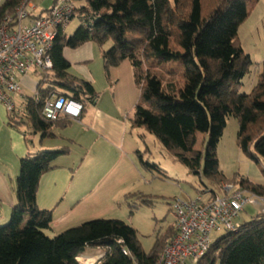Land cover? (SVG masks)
<instances>
[{"label": "trees", "instance_id": "16d2710c", "mask_svg": "<svg viewBox=\"0 0 264 264\" xmlns=\"http://www.w3.org/2000/svg\"><path fill=\"white\" fill-rule=\"evenodd\" d=\"M23 1L3 0L0 24ZM84 1L85 5L75 6L80 21L77 28L71 34L58 29L50 51L52 68L44 75L36 73V92L26 99L23 117L8 113L9 124L28 126L40 134V140L53 137L54 128L70 124L66 118H44V102L59 92L80 102L82 114L97 92L90 82L68 72L62 50L86 41L102 47L110 40L102 50L105 73L128 59L140 90L130 126L154 135L191 173L219 182V186L222 181L237 183L264 196V184L243 176L223 178L216 154L226 119L234 117L241 152L264 162V74L249 92L241 90L252 61L238 38V28L259 0ZM198 133L207 136L204 151L195 148ZM147 151L145 145L137 151L139 167L163 175L145 157ZM66 153L64 147L39 150L20 159L13 187L15 203L7 222L0 226V264H79L76 258L90 247L104 250L95 264H154L173 226L155 238L148 252L141 248L136 230L115 218L94 219L53 236L47 234L52 212L38 208L37 186L40 176L53 167V160ZM207 189L217 193L212 187ZM134 196L140 204L152 203L145 194ZM135 207L136 202L128 204L130 214ZM123 248L129 255L123 254ZM195 264H264V211L214 239Z\"/></svg>", "mask_w": 264, "mask_h": 264}, {"label": "crops", "instance_id": "0c3cea01", "mask_svg": "<svg viewBox=\"0 0 264 264\" xmlns=\"http://www.w3.org/2000/svg\"><path fill=\"white\" fill-rule=\"evenodd\" d=\"M27 8L32 15L42 12L32 0ZM110 44L108 41L98 47L86 41L75 48H63L68 72L90 82L97 96L78 120L54 128L53 137L40 140V134L26 125L12 126L6 107L0 102V220L8 219L15 203L13 187L20 159L39 150L67 149L40 176L37 186L38 208L52 212L48 235L94 219L119 218L122 202L138 200L134 195L141 193L138 189L143 184V171L137 163V151L146 144L140 136L145 130L131 127L129 119L140 90L128 59L105 73L102 50ZM33 74L18 77L21 92L13 98L20 112H24L26 99L36 92L39 76ZM157 236L158 233L154 240ZM103 252L99 247L87 248L81 257L92 262Z\"/></svg>", "mask_w": 264, "mask_h": 264}, {"label": "built area", "instance_id": "2783aa9c", "mask_svg": "<svg viewBox=\"0 0 264 264\" xmlns=\"http://www.w3.org/2000/svg\"><path fill=\"white\" fill-rule=\"evenodd\" d=\"M30 0L19 4L13 14L7 15L0 24V102L7 113L18 118L23 112L17 110L14 96L21 92L18 77L28 73L45 74L52 68L50 51L59 28L64 29L75 15V6L69 0H55L49 9L32 15ZM82 104L59 92L52 94L42 107L44 118L55 121L66 118L78 120ZM221 194H211L208 189L196 196L171 201L174 232L167 238L154 264H186L204 255L213 241V232L236 230L237 221L245 206L255 205L264 211V196L241 188L237 183H220ZM120 242V240H119ZM124 255H129L126 248ZM100 254L90 264H95ZM80 258L76 259L79 264Z\"/></svg>", "mask_w": 264, "mask_h": 264}, {"label": "rangeland", "instance_id": "374dc122", "mask_svg": "<svg viewBox=\"0 0 264 264\" xmlns=\"http://www.w3.org/2000/svg\"><path fill=\"white\" fill-rule=\"evenodd\" d=\"M32 1L43 11L49 9L55 0ZM72 3L76 7L85 5L84 0H73ZM79 22L78 15L75 14L65 26L64 32L71 34L77 28ZM238 38L244 52L249 54L252 61L249 72L241 80V90L249 92L257 81L258 76L262 73L264 74V0H259L249 17L240 25ZM34 74L38 77L36 73ZM237 129L236 118L228 117L216 146L218 169L224 176L223 178L228 180L243 176L253 183L264 184L262 174L264 162L261 159L256 162L241 152L236 139ZM138 132L141 133L140 131ZM141 134L140 136L142 140L144 139L145 146L148 148L146 157H148L150 162L155 163L162 169L163 175L142 169L143 184L138 190H141L142 194L151 197L152 203L144 205L136 201V207L130 214L128 202H131V200L128 199L126 202L121 203V208L117 215L119 218L116 219L125 221L137 230V238L140 245L145 252H148L154 243L155 235L157 233L159 236L164 234L174 222L169 206L173 199L186 200L210 187L219 194L222 192L219 182H213L206 176L191 173L161 145L154 135L147 131ZM206 138L205 134L198 133L195 148L204 151ZM258 213V207L247 205L237 221L241 223L249 221ZM7 220H0V226L4 225ZM222 234V232H213V240ZM94 248L90 247L89 249ZM79 260L81 264L91 263L90 259L80 258ZM186 264H191V262L188 261Z\"/></svg>", "mask_w": 264, "mask_h": 264}, {"label": "bare ground", "instance_id": "6f19581e", "mask_svg": "<svg viewBox=\"0 0 264 264\" xmlns=\"http://www.w3.org/2000/svg\"><path fill=\"white\" fill-rule=\"evenodd\" d=\"M86 262H87V260H86Z\"/></svg>", "mask_w": 264, "mask_h": 264}, {"label": "clouds", "instance_id": "9594fccd", "mask_svg": "<svg viewBox=\"0 0 264 264\" xmlns=\"http://www.w3.org/2000/svg\"><path fill=\"white\" fill-rule=\"evenodd\" d=\"M65 29V28H64Z\"/></svg>", "mask_w": 264, "mask_h": 264}]
</instances>
